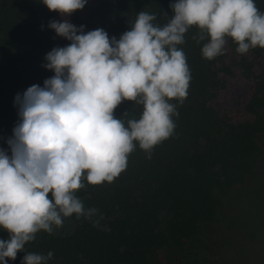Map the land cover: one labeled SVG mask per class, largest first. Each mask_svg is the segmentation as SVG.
<instances>
[{
  "label": "trees",
  "instance_id": "trees-1",
  "mask_svg": "<svg viewBox=\"0 0 264 264\" xmlns=\"http://www.w3.org/2000/svg\"><path fill=\"white\" fill-rule=\"evenodd\" d=\"M174 0H88L70 17L49 10L40 0H0V147L10 154L7 140L20 120L17 94L55 73L45 57L54 47L70 44L48 27L53 20L69 19L85 31L104 29L117 39L130 30L137 14H154L155 25H165L173 15ZM264 13V0H255ZM201 30L191 26L184 43L191 79L187 96L173 99V134L148 152L136 147L127 167L112 182L98 185L83 181L76 196L84 207L98 210L92 219L73 214L74 231L55 236L41 230L25 244V252L47 255V264H165L164 254L184 255L205 224L217 221L229 194L244 187L264 157V48L245 54L227 38L222 55L206 59ZM251 85L240 112L219 108L230 82ZM143 105L123 101L114 111L125 125L139 119ZM101 216L103 217L101 219ZM99 221L96 225L93 221ZM107 229V230H106ZM0 228V238L7 239Z\"/></svg>",
  "mask_w": 264,
  "mask_h": 264
},
{
  "label": "clouds",
  "instance_id": "clouds-1",
  "mask_svg": "<svg viewBox=\"0 0 264 264\" xmlns=\"http://www.w3.org/2000/svg\"><path fill=\"white\" fill-rule=\"evenodd\" d=\"M49 10L70 17L88 0H40ZM171 19L155 25L154 14L140 11L119 39L97 28L85 31L69 19L48 27L71 43L54 47L44 65L55 74L43 87L33 84L17 94L19 122L0 147V264L15 261L41 230L51 233L73 214L92 219L76 196L83 181L112 182L127 167L136 147L151 153L174 131L171 100L183 102L191 79L184 43L191 26L201 30L206 59L224 52L231 38L240 54L264 48V13L255 0H174ZM143 105L139 119L114 115L123 101ZM103 217L101 216V219ZM99 225V221H93ZM107 230V229H106ZM47 255L25 252L21 264H47Z\"/></svg>",
  "mask_w": 264,
  "mask_h": 264
},
{
  "label": "rangeland",
  "instance_id": "rangeland-1",
  "mask_svg": "<svg viewBox=\"0 0 264 264\" xmlns=\"http://www.w3.org/2000/svg\"><path fill=\"white\" fill-rule=\"evenodd\" d=\"M250 89L242 79L231 81L217 106L240 112ZM262 145L264 150V141ZM75 226L64 217L62 226H53V234L69 235ZM163 258L165 264H264V157L247 184L229 194L217 221L204 225L190 250L181 256L168 252Z\"/></svg>",
  "mask_w": 264,
  "mask_h": 264
}]
</instances>
